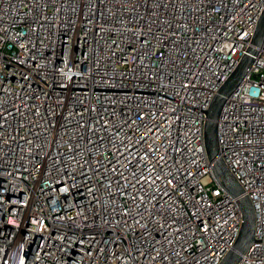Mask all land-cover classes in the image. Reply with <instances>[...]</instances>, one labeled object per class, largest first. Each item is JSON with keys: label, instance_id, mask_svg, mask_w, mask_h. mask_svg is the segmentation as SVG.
I'll list each match as a JSON object with an SVG mask.
<instances>
[{"label": "built area", "instance_id": "obj_1", "mask_svg": "<svg viewBox=\"0 0 264 264\" xmlns=\"http://www.w3.org/2000/svg\"><path fill=\"white\" fill-rule=\"evenodd\" d=\"M86 2L0 0V264H219L242 213L206 111L252 46L216 122L264 264V0Z\"/></svg>", "mask_w": 264, "mask_h": 264}, {"label": "water", "instance_id": "obj_2", "mask_svg": "<svg viewBox=\"0 0 264 264\" xmlns=\"http://www.w3.org/2000/svg\"><path fill=\"white\" fill-rule=\"evenodd\" d=\"M264 41V12L262 13L256 33L252 40L253 45L260 46ZM256 49L252 46L239 62L235 71L227 79V81L220 88L218 93L212 100L209 108L206 111L207 121L205 124V146L207 156L211 162V167L215 179L223 190L231 197L236 199V202L242 213V224L239 235L236 239L233 249H231L221 260L219 264H239L242 255L246 254L253 243L255 242V215L251 200L247 195H244L243 188L236 180L232 172L229 170L225 162L219 157V144L217 138V122L222 110V106L226 97L230 96L236 91L244 79L246 73L251 68L254 62V54ZM4 170L0 167V178H4ZM24 225L29 223V216H26ZM83 236H78L76 243L73 244V252L77 251L79 245L82 244Z\"/></svg>", "mask_w": 264, "mask_h": 264}, {"label": "snow or ice", "instance_id": "obj_3", "mask_svg": "<svg viewBox=\"0 0 264 264\" xmlns=\"http://www.w3.org/2000/svg\"><path fill=\"white\" fill-rule=\"evenodd\" d=\"M52 2L55 3L56 0H52ZM101 2H102V0H101ZM36 7H37V8L40 7L39 3H37ZM45 7H47V5H45ZM94 7H95V2H94V0H87L86 3H83V8L88 9L90 12H91V9H93ZM156 7H160V5L157 4ZM72 12L75 13V12H76V9H72ZM67 23H69L70 25H74L75 22H74L73 20L69 19V20L67 21ZM130 30H131V29H130ZM149 31H150V29H149ZM69 40H71V37H69ZM133 51H135V49H133ZM145 55H147V53H145ZM140 59H143V57H140ZM0 111H2V110H0ZM5 115H7V113H5ZM249 143H251V141H249ZM72 147H73L72 145H69V149H70V150L72 149ZM85 163H87V162H85ZM117 163H119V161H117ZM134 175H135V173H134ZM69 176L71 177V174H69ZM169 183H170V182H169ZM74 187H75V185L69 184L68 187H65V188H64V191H65V192H68V191L71 190V188H74ZM87 219H88V218L85 217V220H87ZM9 223H14V221L9 220ZM136 223L138 224L139 221H137ZM157 255L159 256V255H161V253L157 252ZM133 259H134V258H133ZM153 259H155V258H153ZM163 259H164V260H167L168 257H167V256H163ZM183 259H186V258H183ZM21 264H23V261H21Z\"/></svg>", "mask_w": 264, "mask_h": 264}]
</instances>
